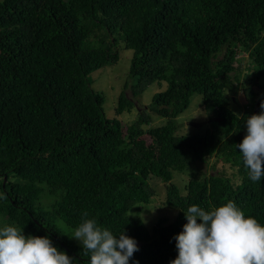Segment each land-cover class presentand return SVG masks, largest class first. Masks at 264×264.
<instances>
[{
	"label": "trees",
	"instance_id": "16d2710c",
	"mask_svg": "<svg viewBox=\"0 0 264 264\" xmlns=\"http://www.w3.org/2000/svg\"><path fill=\"white\" fill-rule=\"evenodd\" d=\"M120 47L132 52L124 89L133 100L138 84L164 83L126 128L106 117L90 77L117 64ZM228 92L242 93L249 108L235 113ZM195 94L207 130L178 136L175 119ZM262 100L264 0H0L1 227L47 236L74 264H88L81 243L57 225L74 230L86 212L137 241L130 264H170L191 205L210 210L234 201L264 225V177L249 179L234 146ZM133 108L121 93L117 114ZM147 111L166 124L145 130ZM210 159L216 172L192 176L184 194L172 183L174 173ZM217 163L235 174L218 172ZM152 179L166 185L164 204L176 216L149 230L128 213L149 204ZM46 197L55 199L48 210L40 204Z\"/></svg>",
	"mask_w": 264,
	"mask_h": 264
},
{
	"label": "clouds",
	"instance_id": "9594fccd",
	"mask_svg": "<svg viewBox=\"0 0 264 264\" xmlns=\"http://www.w3.org/2000/svg\"><path fill=\"white\" fill-rule=\"evenodd\" d=\"M260 108V114L246 116V135L234 145L253 182L264 177V100ZM184 215L187 223L174 237L178 255L170 264H264V225L246 216L234 201L210 210L191 205ZM71 238L79 241L90 256L88 264H130L139 251L137 241L125 230L117 237L89 219L86 212ZM74 262L47 236L25 235L24 230L9 224L0 227V264Z\"/></svg>",
	"mask_w": 264,
	"mask_h": 264
},
{
	"label": "rangeland",
	"instance_id": "374dc122",
	"mask_svg": "<svg viewBox=\"0 0 264 264\" xmlns=\"http://www.w3.org/2000/svg\"><path fill=\"white\" fill-rule=\"evenodd\" d=\"M131 56L132 52L130 50L120 47L119 61L117 64L98 70L90 76L93 81V89L104 96V111L106 117L108 119H117L123 124L124 128L135 123L140 118L139 112H143L145 110L144 108L149 106L151 98L155 93L164 90V83L162 82L160 83L161 87H159L156 82H142L135 87L137 94H135V99L133 100L131 97V90L127 89L125 91L124 89L126 84L131 86V80L128 76ZM249 63L250 61L247 56H244L240 63V67L245 71L244 74L247 73L245 69H247ZM121 93H124L126 97L134 103V108L130 113L124 112L118 115L116 112L117 101ZM227 94L229 97H232L231 109L235 113L241 114L245 109L249 108L250 103H246L242 93L228 92ZM145 115L148 117L149 121L145 130L166 124L165 119L151 112L147 111ZM208 121V115L204 110L201 96L195 94L190 99L188 109L175 119L177 125L176 135H202L207 130ZM146 138L149 141V137L147 136ZM214 164L215 159H210L207 164L192 165L184 174L174 173L172 183L178 187L182 194H184V187L188 180L192 176L200 177L216 172L212 169ZM215 166L217 167L216 170L218 172H223L227 176L232 177L235 174V171L227 165L217 163ZM149 187L154 193L149 204L134 205L128 213V216L132 218H140L146 227L151 230L159 221L163 222L164 225L171 223L176 216V211L164 204L166 195V185L164 183L160 182V180L152 179L149 181ZM53 201H55L53 197H46L45 199L40 200L41 207L44 210H48ZM57 225L59 230L67 237H72L73 230L67 228L61 222Z\"/></svg>",
	"mask_w": 264,
	"mask_h": 264
},
{
	"label": "water",
	"instance_id": "95a60500",
	"mask_svg": "<svg viewBox=\"0 0 264 264\" xmlns=\"http://www.w3.org/2000/svg\"><path fill=\"white\" fill-rule=\"evenodd\" d=\"M211 121H213V119ZM4 181H5V179H4Z\"/></svg>",
	"mask_w": 264,
	"mask_h": 264
}]
</instances>
